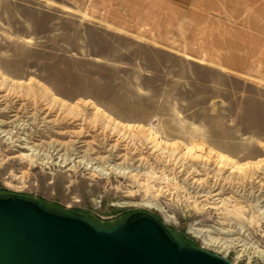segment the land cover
Listing matches in <instances>:
<instances>
[{
  "label": "rangeland",
  "instance_id": "374dc122",
  "mask_svg": "<svg viewBox=\"0 0 264 264\" xmlns=\"http://www.w3.org/2000/svg\"><path fill=\"white\" fill-rule=\"evenodd\" d=\"M125 1L0 0V73L34 80L68 103L89 100L115 121L143 126L168 144L203 145L239 164L263 157L259 13L243 9L244 0H129L136 6L131 17ZM136 138L122 153L147 156L146 170H112L106 163L90 172L13 159L17 142L0 137V196L26 198L104 231L149 216L180 245L230 264H264L254 253L264 249V211L247 184L246 197L218 210L207 203L215 201L214 191L205 198L166 180V154L154 158L159 148ZM116 139L129 140L112 133ZM105 161L119 162L112 155ZM178 170L187 179L195 173ZM197 170L193 178H206ZM221 221L246 239L247 249L213 244L212 234L199 231L219 230Z\"/></svg>",
  "mask_w": 264,
  "mask_h": 264
},
{
  "label": "bare ground",
  "instance_id": "6f19581e",
  "mask_svg": "<svg viewBox=\"0 0 264 264\" xmlns=\"http://www.w3.org/2000/svg\"><path fill=\"white\" fill-rule=\"evenodd\" d=\"M112 133L120 136L127 134L129 140L111 141ZM135 136L136 139L141 137L146 142L145 145L150 143V146L159 148L160 155L151 151L155 154L154 158L166 154V180H172L174 184L180 181L186 189L195 195L200 193V196L205 198H209L214 191L213 196H216V199L207 202L210 206L216 205L219 210L228 203H236V196L239 194L242 198L246 197L243 193L248 185L247 194L253 198L248 197L264 211V154L255 162L239 164L203 145L186 147L175 142L168 144L143 126L125 125L115 121L89 100L68 103L34 80L12 81L0 73V137L11 141V144L17 142L13 159L29 164L40 160L47 165H66L71 168L83 166L90 172L103 171L107 163L112 170L127 169L129 172H139L146 170L148 157L122 153L123 150L129 149V142ZM100 152H104L106 156L100 155ZM110 155L119 162L110 166L105 161ZM178 165L195 173L188 179L182 178L180 170L176 171ZM198 167L206 171V178H193L195 174H199ZM210 181L212 183L209 187H205ZM242 183L247 185L243 187ZM226 189L229 194L223 198L221 196L226 193ZM219 224V230L199 231L212 234L209 239L213 244L226 247L237 245L247 249L245 238L224 221ZM254 253L264 256V249Z\"/></svg>",
  "mask_w": 264,
  "mask_h": 264
},
{
  "label": "water",
  "instance_id": "95a60500",
  "mask_svg": "<svg viewBox=\"0 0 264 264\" xmlns=\"http://www.w3.org/2000/svg\"><path fill=\"white\" fill-rule=\"evenodd\" d=\"M0 264L230 263L174 242L149 216L119 230H97L81 218L9 195L0 196Z\"/></svg>",
  "mask_w": 264,
  "mask_h": 264
},
{
  "label": "crops",
  "instance_id": "0c3cea01",
  "mask_svg": "<svg viewBox=\"0 0 264 264\" xmlns=\"http://www.w3.org/2000/svg\"><path fill=\"white\" fill-rule=\"evenodd\" d=\"M168 1H171V0H168ZM243 9L247 6L248 8H250V9H252V12L251 13H256V12H258L259 13V16H260V18H261V22L263 23V27H264V0H244V2H243ZM122 8L128 13V14H130L131 15V17H134L135 15H134V9L136 8V6L135 5H133V4H129V0H126L125 1V3H124V5L122 6ZM161 11V14H163L162 13V10H160ZM159 11V12H160ZM244 11H246V10H244ZM158 12V13H159ZM245 12H243V14H244ZM248 14H249V12H248ZM134 15V16H133ZM155 17H157V16H155ZM262 30V29H261ZM260 29L258 30V32H260V34H262V35H264V31H263V33H262V31H261ZM263 56H264V54H263Z\"/></svg>",
  "mask_w": 264,
  "mask_h": 264
}]
</instances>
